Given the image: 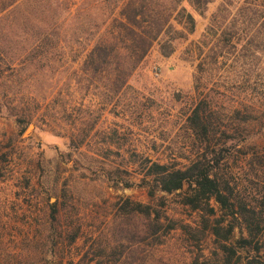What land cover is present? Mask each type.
<instances>
[{
  "label": "rangeland",
  "instance_id": "obj_1",
  "mask_svg": "<svg viewBox=\"0 0 264 264\" xmlns=\"http://www.w3.org/2000/svg\"><path fill=\"white\" fill-rule=\"evenodd\" d=\"M127 1L28 0L0 15V50L17 58L0 66V264H220L222 242L235 251L232 264H264V229L258 254L255 245L242 249L241 216L214 202L213 215L192 211L179 193L151 198L144 180L151 163L185 168L201 154L187 117L205 98L213 118L245 120L228 131L235 146L213 140L229 150L220 171L234 210L264 201V54L250 60L247 36L212 64L218 37L203 38L218 7L233 16L244 0H212L203 15L184 2L195 33L169 57L154 45L108 102L106 79H89L84 68L95 42L119 32ZM201 41L208 45L193 58L191 45ZM217 220L224 236L234 226L227 241L213 234Z\"/></svg>",
  "mask_w": 264,
  "mask_h": 264
},
{
  "label": "trees",
  "instance_id": "obj_2",
  "mask_svg": "<svg viewBox=\"0 0 264 264\" xmlns=\"http://www.w3.org/2000/svg\"><path fill=\"white\" fill-rule=\"evenodd\" d=\"M28 0H0V15L7 10H15ZM212 0H166L159 4V0H128L122 12L123 21L119 23L120 30L113 37L108 39H98L90 50L89 63L84 70L89 74V79L98 80L105 78L108 84V102L113 100L131 79L140 70L141 64L150 49L156 45L160 54L169 57L176 49V46L196 30V20L187 10L184 2L199 15H203L207 6ZM168 11V14H164ZM223 6L217 8L211 16L209 24L206 26V36H217L216 43L209 48L211 52V63H218L228 48L236 49L242 47L243 38L250 36L251 43H245L244 48L252 47L253 62L257 56L264 54V0H244L236 9L233 16L228 12L223 13ZM50 35V34H49ZM46 35V36H49ZM259 42L252 45L253 40ZM235 40V41H234ZM208 42H197L191 45L190 53L194 58L203 55V47ZM261 46V47H260ZM254 47V48H253ZM230 51V49H229ZM240 52V51H239ZM3 50H0V66L4 63L16 61L13 56L4 57ZM17 56L16 54H11ZM243 57L239 56L237 61ZM250 57V56H249ZM195 58V59H196ZM115 63V65H113ZM203 60L197 64V81L202 79ZM1 68V67H0ZM1 78V72H0ZM211 107L213 105L202 98L194 103L190 115L187 117V125L192 134L199 140L201 154L190 162L185 168H177L168 164L154 162L147 166L145 179L149 189V197H154V192H162L168 195L179 193L182 197V205L189 207L192 211H204L214 214L212 203L226 212V216L234 217L239 215L243 218L244 226L247 230V238L240 240V248H252L255 245L254 253H259L257 247L258 240L264 229V201L257 206L248 208L247 204L239 201L237 210H234L230 201L233 190L228 180L221 173V166L226 158L228 149L218 148V144H213V140L218 137L223 140V144L230 141L236 145V138L228 134L230 130H237L240 122L237 117L226 122L212 117ZM96 121L92 122L89 132L95 127ZM84 139L79 141L77 147ZM74 141H71V145ZM184 186L187 187L184 190ZM136 211L144 214L147 218L151 216V210L147 206L137 205ZM154 221L151 227L154 231L161 226V215L159 211H154ZM217 225L212 228L216 237H223L227 241L234 230L233 225H229L226 235H222L221 223L217 220ZM172 226V225H171ZM170 226V227H171ZM173 229V227L171 228ZM75 239L74 237L72 238ZM221 253L224 255L220 264H232L235 251L223 242L219 244ZM255 255L253 254V257ZM191 264H211L209 261L195 258ZM249 264H260L252 258Z\"/></svg>",
  "mask_w": 264,
  "mask_h": 264
},
{
  "label": "built area",
  "instance_id": "obj_3",
  "mask_svg": "<svg viewBox=\"0 0 264 264\" xmlns=\"http://www.w3.org/2000/svg\"><path fill=\"white\" fill-rule=\"evenodd\" d=\"M154 75H156V76L158 75V73H157V70H156V69L154 70Z\"/></svg>",
  "mask_w": 264,
  "mask_h": 264
}]
</instances>
